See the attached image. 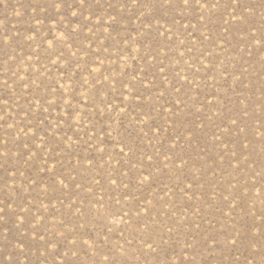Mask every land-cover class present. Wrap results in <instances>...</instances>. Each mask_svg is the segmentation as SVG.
<instances>
[{"label": "rangeland", "instance_id": "1", "mask_svg": "<svg viewBox=\"0 0 264 264\" xmlns=\"http://www.w3.org/2000/svg\"><path fill=\"white\" fill-rule=\"evenodd\" d=\"M141 2L86 0L81 15L77 0H64L59 12L51 0H0V139L12 152L0 158V207L9 200L8 212L35 205L32 214L47 217L40 220L46 238L63 240L59 233L70 236L84 223L77 235L107 240L99 254L95 245L67 244L41 256L33 244L24 249L33 264H107L104 254L115 264H264V51L249 40L252 32H264V0H241L254 9L245 11L243 23L231 19L226 0L213 13L205 9L203 20L199 11ZM69 28L75 29L71 36ZM53 36L67 38L48 49ZM54 49L69 59L52 55ZM66 102L77 110L72 128L64 123ZM28 120L45 122L25 137L19 127ZM40 129L49 133L47 146ZM57 170L75 175L81 187L66 180L63 192H45ZM97 174L100 184L92 183ZM113 177L119 187L109 183ZM93 195L103 197V208ZM117 209L132 218L110 214ZM4 233L0 221V264L9 254L28 264L10 247L12 234L6 239ZM13 234L33 235L24 225ZM69 249L76 255L64 256Z\"/></svg>", "mask_w": 264, "mask_h": 264}, {"label": "snow or ice", "instance_id": "2", "mask_svg": "<svg viewBox=\"0 0 264 264\" xmlns=\"http://www.w3.org/2000/svg\"><path fill=\"white\" fill-rule=\"evenodd\" d=\"M77 2H78V7L81 9L80 14L83 15V8H84V5L86 3V0H77ZM156 2L160 4V7H164L165 5H167L168 7L175 6L179 9H181V11H184V10H191L192 12L199 11L200 12V16L198 17L199 20L204 19L203 13H204L205 9L209 13H213L214 10L220 6V0H156ZM131 3L133 5H140L141 7L144 6L142 4L141 0H131ZM63 4H64V0H51V7L53 9H55L57 12L60 11V8ZM229 7H232V12L229 13V15L231 16V19L234 21L238 20L241 23H243L244 21H246L248 19V16L244 15L245 11H247L249 14L254 13V9L250 8V7H246L245 5H243L241 3V0H226V3L224 5L225 10H227ZM237 13H239V15H237ZM71 15L76 16L77 12L72 11ZM112 19L115 20V17H112ZM174 23H179V21L174 20ZM225 23H228V21H225ZM69 24H71V20H69ZM63 27L64 26H62V28ZM181 27L185 28L186 31L188 30V25H181ZM192 27L194 28L195 25H193ZM205 27H207V25H205ZM67 31H68V36H71V34L75 32V29L69 28ZM157 31L160 32L159 29H157ZM160 34L163 35L162 32ZM189 34H191V33H189ZM66 38L67 37H65V36H61V37L53 36L51 38V40L48 42V49H53V42L52 41L59 42V41L66 39ZM166 38L170 39V37H166ZM207 38L208 37H204V39H207ZM29 39H34V37H29ZM249 40L254 41L255 45L258 46L261 51H264V32H262L259 37H257L255 35V33L252 32L249 35ZM72 43H75V41H73ZM180 43L183 44V41H180ZM5 44H7V41H5ZM69 46H71V44ZM89 51H91L90 48H89ZM189 51H191V49H189ZM51 54L57 55L60 58L69 59L68 57H65V54H64L62 49H59V50L54 49ZM70 55L75 56L76 53L72 52ZM180 56L181 57L183 56L182 52L180 53ZM51 63L55 64V61H51ZM68 68L69 69L71 68V62H69ZM62 71H63V69H62ZM160 71H163V67H161ZM67 74H68L67 71H65V75H67ZM13 75H17V73H13ZM177 75H178V73H177ZM105 79H107V77H105ZM185 80L187 81V77H185ZM149 83H151V82H149ZM5 86L7 87L6 81H5ZM60 87L62 89L63 86L61 85ZM173 88L177 92L180 91V88L176 87L175 84H173ZM61 95H63L62 92H61ZM121 95L123 96V93H121ZM139 95H140V93H139V91H137L136 96H139ZM163 95H164V92L161 91L160 96L163 97ZM45 102L49 103L50 106L55 103L54 101H45ZM5 103H7L6 98H5ZM121 103H123V100L121 101ZM29 104H30V102H29ZM169 104H171V102H169ZM66 106H67L68 112H67V119L64 120V123L67 124L69 128H72L73 127L72 119H73L77 110H75L73 108V105L71 102H66ZM45 111H47V109H45ZM121 111H123V109H121ZM26 115H28L29 117H31L33 115V113L31 112V105H30L29 111L26 113ZM144 115L147 116L148 113H144ZM61 118H63V117H61ZM0 120H3V117H0ZM43 122H45V121L38 120L37 124L33 125L30 120L25 121V124L27 125V127H19V132L22 133L25 137H27V136H29L28 129H30L32 127L38 128L39 124L43 123ZM231 122L233 124L236 123L235 119H232ZM58 123H59V121H58ZM140 123H144V121H140ZM77 126H80L79 121H77ZM12 127H13L12 124L8 125V128H12ZM155 127H157L159 129L158 125H155ZM162 130L166 131L167 129H162ZM40 131L44 132V136L39 137L41 144L47 146L46 137L49 136V133L47 132L46 129H40ZM88 131L92 132V131H94V129H89ZM149 131H151V128H149ZM241 131H243V129H241ZM8 135L11 136V133H8ZM144 135H148V133L145 132ZM213 135H215V133ZM55 138L56 137L53 135L52 139H55ZM65 138L70 140V137H67V134H65ZM14 139L18 140L19 137L17 136ZM31 139L33 141L36 140L37 134L32 133ZM78 139H79V136H78ZM91 139H92V137H89V139L87 141H84V143L88 144L91 141ZM8 143H9L8 140L0 139V145H2L4 147V150L2 152H0V158H6V159L11 158L12 152L7 147ZM71 143H75V142H71ZM71 143L69 144V148L71 147ZM24 146L27 147V144H25ZM125 146H127V145H125ZM175 147H176V145H175V143H173L172 148H175ZM245 147H246V145H245ZM38 150L43 151L42 148H40ZM52 151L55 152V149H52ZM132 151H133L132 148L129 147V152H132ZM120 152H121V154L123 153V148H121ZM34 154L35 153H33V155ZM233 155H235V153H233ZM148 159L151 160L152 157L149 156ZM165 159H171V157L166 156ZM44 163L47 164L48 161L45 160ZM56 163H59V161H57ZM185 163H187V161H185V160H183V158H181V164H185ZM73 170L75 171V168ZM45 171H50V170L45 169ZM148 175H151V173H148ZM56 176H60L61 179L59 181H57ZM98 177H99V174H97V177L93 178L92 183L100 184L101 180ZM66 180L72 181L73 187H81V185L76 183V176L75 175H72V174L65 175L62 170H57V171L52 173V175L50 177V183L48 184L47 188L45 189V192H47L49 190L53 193H55L57 191L63 192L64 189L69 188V185L67 183H65ZM145 180H147V176H145ZM42 182H43V177L40 178L39 182L34 181V183L36 184L37 187H39V183H42ZM109 183L113 186H116V187L120 186V185H118L117 180L114 177L109 180ZM141 183H143V181H141ZM124 187H127V185H124ZM188 187H190V185ZM85 190L91 191L90 188H86ZM92 199H94L96 203L101 204L102 208L104 207L102 196L97 199L95 197V195H93ZM3 203L5 204V206L0 207V221H4V227L8 229V234L5 236V238L7 239V236L9 234H12V239L15 240L16 243H15V245H13L12 241H9L8 243L10 244V247L13 250L18 251L19 253L23 254L22 256H24L28 260V264H33V261L28 259L29 253L25 252L24 249L28 248V250L30 252L33 244H39L37 251L40 253L41 256L45 255V253L52 255L50 248L65 247L67 244H71L73 249H75L77 247H83V246H87V247L91 248L92 245H95L96 247L93 249V251L96 254L100 253L101 244H104L105 246H107V240L106 239L104 241L93 240L90 233L84 232V233L77 235L76 229L85 228L86 225L84 223H80V224L74 226V229L71 231L70 236H64L63 232L59 233L58 235L64 237L63 240L56 239L55 236L46 238L45 235L43 234V232L46 231V227L44 224L40 223V220L41 219L47 220V217H44L42 213H41L40 217L33 215L32 214V208L35 207V205H30L28 208L25 209L22 204H17L16 208L12 212H8L7 209L9 207H11L12 202L9 200V201H5ZM60 203L63 204L62 199L60 200ZM116 203L119 204L120 201L116 200ZM73 206H75V205L74 204L69 205V207H73ZM43 207L47 208L48 206L43 205ZM36 211L40 212V208H36ZM53 211H55L54 208H53ZM77 211H79L78 207H77ZM97 212L99 213V209L97 210ZM110 214L121 215L122 218L128 217L129 220L132 218L128 215V212L123 210V209H117L115 213H110ZM83 215H85V213L81 212V216H83ZM61 223L63 224V222H61ZM20 225H24L25 227L29 228L30 231L33 233V235L31 237H29L27 235H22V236H20V238H17L16 235L13 234V227L16 228L17 231H19ZM259 228H260L259 237L261 240H264V223H262L259 226ZM108 231H111V229H108ZM85 235H87L88 239L83 238ZM212 239L215 240V237H213ZM89 240H92L91 245L88 243ZM40 242H42V243H40ZM145 242L147 243V241H145ZM126 243L131 245L132 241L127 240ZM228 243L235 246L237 243V240L235 238H232L231 240L228 241ZM148 247L152 248V245L148 244ZM41 248L43 249V251H40ZM152 250L155 251L154 248ZM0 251H3V249ZM107 251L110 252L111 248H108ZM260 251L264 252V246H262ZM69 252H71L72 255H76L75 251H72L71 249H69L68 251H65L64 256H68ZM59 254L60 253L57 250L55 252V255H59ZM37 259H39V257H37ZM102 261L107 262V264H115V261L111 260L107 254H104L102 256ZM4 264H21V261H20L19 257H17L15 260H13L12 255L9 254V255L4 256Z\"/></svg>", "mask_w": 264, "mask_h": 264}, {"label": "clouds", "instance_id": "3", "mask_svg": "<svg viewBox=\"0 0 264 264\" xmlns=\"http://www.w3.org/2000/svg\"><path fill=\"white\" fill-rule=\"evenodd\" d=\"M0 152H2V151H0ZM7 234L6 233H4V236H6ZM19 259H20V257H19Z\"/></svg>", "mask_w": 264, "mask_h": 264}]
</instances>
